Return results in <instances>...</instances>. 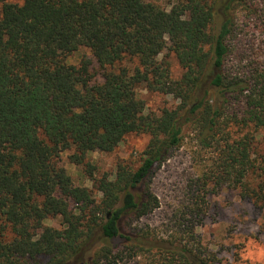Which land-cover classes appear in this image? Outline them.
Returning <instances> with one entry per match:
<instances>
[{
    "label": "trees",
    "instance_id": "16d2710c",
    "mask_svg": "<svg viewBox=\"0 0 264 264\" xmlns=\"http://www.w3.org/2000/svg\"><path fill=\"white\" fill-rule=\"evenodd\" d=\"M239 8L260 11L254 0H0V264H223L200 231L207 196L228 186L264 210L253 134L264 130V49L240 38ZM81 47L89 53L69 63ZM167 48L178 79L160 58ZM141 89L176 103L151 109ZM186 131L201 161L182 205L192 217L166 231L131 226L160 206L151 180ZM133 133L149 136L138 161L97 178L89 154ZM66 150L100 198L75 185Z\"/></svg>",
    "mask_w": 264,
    "mask_h": 264
},
{
    "label": "rangeland",
    "instance_id": "374dc122",
    "mask_svg": "<svg viewBox=\"0 0 264 264\" xmlns=\"http://www.w3.org/2000/svg\"><path fill=\"white\" fill-rule=\"evenodd\" d=\"M162 7H169V0H151ZM259 5V13L249 16L246 9L239 8L234 11L236 26L239 27L240 38L247 43L253 54L264 49V0H254ZM241 42V41H240ZM253 46L256 48L253 51ZM86 47L67 56V61L79 64L83 55L88 54ZM166 57L170 62L171 75L178 79L183 73L176 55L167 48L160 56ZM240 57L233 54L230 65L237 69L241 67ZM125 63V62H124ZM126 64V63H125ZM242 69V68H241ZM139 96L146 101L151 109L158 110L163 106L176 103L172 96L149 93L141 89ZM250 128L243 130L246 133ZM254 131V130H253ZM259 142V148L264 147V130L253 133ZM149 140L147 134H129L112 152L95 151L89 158L97 166L96 177L100 178L105 173H114L118 163L138 161L140 153ZM197 143L189 131H186L182 145L176 149L170 158L158 167L151 180V189L160 201V206L153 212L140 219L130 221L131 226H151L160 230H168L169 225L178 224L180 214L192 217L188 207L194 194V185L200 173V155L197 152ZM71 150L61 153L60 160L75 185L91 188L100 198L93 181L88 178L85 169L76 165L70 159ZM194 197V196H193ZM208 212L200 229L203 239L210 248L218 253L223 264H264V233L260 231V224L264 222V210L257 208L253 203L242 198L238 189L223 186L218 192L207 196ZM180 210V211H179ZM183 210V211H182ZM46 224L60 227L58 218H48ZM161 235V234H159ZM125 264H138L131 261Z\"/></svg>",
    "mask_w": 264,
    "mask_h": 264
}]
</instances>
